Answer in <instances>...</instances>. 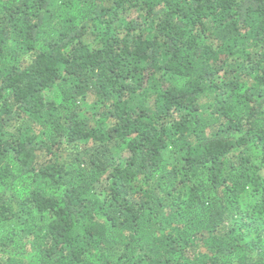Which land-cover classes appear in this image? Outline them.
<instances>
[{
  "label": "trees",
  "instance_id": "1",
  "mask_svg": "<svg viewBox=\"0 0 264 264\" xmlns=\"http://www.w3.org/2000/svg\"><path fill=\"white\" fill-rule=\"evenodd\" d=\"M0 264H264V0H0Z\"/></svg>",
  "mask_w": 264,
  "mask_h": 264
},
{
  "label": "clouds",
  "instance_id": "2",
  "mask_svg": "<svg viewBox=\"0 0 264 264\" xmlns=\"http://www.w3.org/2000/svg\"><path fill=\"white\" fill-rule=\"evenodd\" d=\"M9 252H11V249H9Z\"/></svg>",
  "mask_w": 264,
  "mask_h": 264
}]
</instances>
